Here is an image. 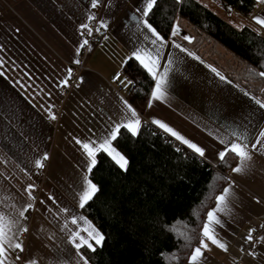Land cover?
<instances>
[{
  "label": "crops",
  "instance_id": "0c3cea01",
  "mask_svg": "<svg viewBox=\"0 0 264 264\" xmlns=\"http://www.w3.org/2000/svg\"><path fill=\"white\" fill-rule=\"evenodd\" d=\"M145 6L146 0H98L95 7L92 0H0V216L11 229L0 257L4 264H85L80 249L103 241L95 243L90 233L102 234L80 206L91 164L82 144L98 146L108 139L120 153L111 134L135 119L140 121L137 132L145 120L163 132L153 121L165 123L204 155L166 134L214 166L224 159L221 152L235 157L218 195L225 197L220 210L216 201L210 211L220 223H210L208 216L205 221L226 250L203 235L208 247L199 246L203 255L196 264H264V232L255 253L243 247L251 226L264 216L263 103L194 56L181 42L188 40L181 38L180 27L169 40L155 30L163 38L157 40L145 24L150 25ZM253 13L250 18L264 34V26L256 22L264 19L262 0ZM93 17L105 37L64 99L60 88L77 69ZM134 53L156 60L152 93L161 82L162 95L155 99L151 94L144 115L129 102L128 92L112 84L130 58L137 60ZM53 105L62 108L58 120L52 118ZM233 144L245 147L251 158L242 162L230 150ZM38 160L48 161L46 173ZM237 167L242 171H233ZM37 189L36 202L32 192Z\"/></svg>",
  "mask_w": 264,
  "mask_h": 264
},
{
  "label": "trees",
  "instance_id": "16d2710c",
  "mask_svg": "<svg viewBox=\"0 0 264 264\" xmlns=\"http://www.w3.org/2000/svg\"><path fill=\"white\" fill-rule=\"evenodd\" d=\"M221 1L244 18L257 6V0ZM147 21L168 40L177 26L189 27L192 40L181 42L194 56L264 104V35L258 27L245 20L236 25L200 0H156ZM219 48L231 56L226 64L213 57ZM124 73L133 82L128 100L144 115L155 79L134 58ZM113 145L128 163L121 168L107 152L96 153L89 179L98 190L82 212L103 243L83 247L81 254L90 264H188L235 157L228 153L214 166L146 120L136 135L120 129Z\"/></svg>",
  "mask_w": 264,
  "mask_h": 264
},
{
  "label": "snow or ice",
  "instance_id": "6c2138e0",
  "mask_svg": "<svg viewBox=\"0 0 264 264\" xmlns=\"http://www.w3.org/2000/svg\"><path fill=\"white\" fill-rule=\"evenodd\" d=\"M98 0H92V6L95 7L97 4ZM262 2H264V0H262ZM156 3V0H146V6L144 9V15L147 16L148 12L152 9L153 5ZM256 22L258 24H260L261 26H264V19H260V18H256ZM146 26L149 28L150 31H152L153 35L156 36L157 40H162L163 38L159 36L158 33H156L155 29H153L151 27V25H147V22L145 21ZM178 32V28L173 30V35H176ZM185 39H187V37H185ZM85 43H87V41H85ZM153 43H156V41L154 40ZM176 47H179V45H176ZM135 58L140 61V63L149 71V73H151L153 75V77H155L156 73L153 71V69L156 67V60H154L150 55H146L142 56L140 53H134ZM147 60V62H146ZM77 63H79V61H76ZM260 76H264V72L259 73ZM162 95L161 92V82H157L156 84V88L152 93L153 98L155 99H159L160 96ZM257 103H260V101H257ZM151 106V101L149 102V107ZM262 107H264V104L261 105ZM129 110L131 112V115L133 117H136V112L134 109H131V106H128ZM53 119L55 118L54 116L52 117ZM153 123H156L160 128H162L165 132L169 133L170 135L174 136L177 140L181 141L183 144H186L189 148H191L194 152L198 153L200 156L204 155V150L197 146L196 144L192 143L191 141L187 140L186 138H184L182 135H180L178 132H176L175 130H173L172 128H170L168 125H166L163 122L160 121H153ZM140 121L138 119H135L131 122H129L128 124H125L124 127L128 128V130L133 134L136 135L137 133V129L139 127ZM120 126L118 125L116 127V129L112 132L111 134V139H115L116 138V134L119 132ZM261 136H264V132H261L260 134ZM77 143H81L80 141H77ZM83 149L85 150V152L87 153V156L91 158V164L89 166V171H91V167L95 165L96 160H95V155L97 151H105L107 152L110 156H112V158L116 161L117 164H119V166L121 168H126L128 161L126 160L125 157H123L120 153L116 152L115 149H113L111 147V143L110 140L105 139L101 144H99L98 146H94L93 144L90 143H83L82 144ZM232 152H234L238 157L241 158V161H246L248 159H250V155L249 153L245 150V147H242L239 144H233L231 146L230 149ZM225 153L221 152L220 153V158L223 159L224 158ZM44 159H47V156L45 155ZM37 166L41 167L42 163L41 161H37ZM233 171L235 172H240L242 171L241 167H237L235 169H233ZM97 187L96 185L92 184L91 181H88V185H87V189L85 191H83V193L80 195V206L83 207L84 204L90 200L93 195L96 193L97 191ZM228 192V189H225V193ZM225 199V197L222 195L220 197H217V201H218V210L219 209V203L223 202ZM29 207H31V205H29ZM27 209H24L22 211H20V216L24 215V211H26ZM208 220L209 222H215V223H220V221L218 219H216L214 212H209L208 213ZM73 223H75V221H73ZM11 229L7 227V225L4 222V217L0 216V257H3L5 254V244L8 242L9 237L7 235V232L10 231ZM27 229H25L26 231ZM90 235H93V239H95V243L96 244H100L103 241V236L100 235L99 233L95 232V230H93L92 233H90ZM203 235L204 237H206L208 240H210L212 242V244L217 245L218 247H220L221 249H225L226 250V246L221 243L219 240L216 239L214 233L212 232V230L209 227V224L206 223L204 225V229H203ZM251 237L249 236V239ZM84 243H87V241H84ZM77 247H80V245H77ZM89 248H92L91 244H88ZM201 247L203 248H207L208 245L204 243V241H201ZM15 248L20 249L21 251H23V248L21 246L20 243H16L15 244ZM94 250V249H93ZM203 253L201 251V248H196L193 252V255L191 256V262L192 264H196V262L202 257ZM17 259H19V257H17ZM0 264H4L3 260H0ZM85 264H87V261H85Z\"/></svg>",
  "mask_w": 264,
  "mask_h": 264
},
{
  "label": "built area",
  "instance_id": "2783aa9c",
  "mask_svg": "<svg viewBox=\"0 0 264 264\" xmlns=\"http://www.w3.org/2000/svg\"><path fill=\"white\" fill-rule=\"evenodd\" d=\"M252 16H254V13ZM104 37H105V31L100 26L98 18L93 17L89 21V33L85 40L87 41V43L84 42L82 46L81 59L78 63L77 69L74 70V72L71 74L70 79L66 83H64L60 88L61 94L64 99L67 98L72 93V91L77 87L81 74L86 69L85 64L89 54L91 53L92 49L95 46L99 45L103 41ZM112 84L117 88L119 92L122 93L128 92V90L133 86V82L124 73L116 74V76H114V78L112 79ZM50 111L57 120L60 118L62 114V108L57 105L51 106ZM47 169H48V161H45L42 163V166L40 167V171L46 173ZM32 196L33 199L37 202L40 197V190L38 189L34 190L32 192ZM34 210L35 209H33L32 211L34 212ZM263 232H264V216L251 226L250 234L248 235L246 241H244L243 243V247L247 253L252 254L256 252ZM249 236L251 237L250 239Z\"/></svg>",
  "mask_w": 264,
  "mask_h": 264
},
{
  "label": "rangeland",
  "instance_id": "374dc122",
  "mask_svg": "<svg viewBox=\"0 0 264 264\" xmlns=\"http://www.w3.org/2000/svg\"><path fill=\"white\" fill-rule=\"evenodd\" d=\"M200 1L236 25H241L243 23V21L245 20L248 23H251L254 26H256L254 23V19L250 18V17H252V15L247 17V18H244L240 15V13H237V11H233V9H228L227 7L223 6L221 1H219V0H200ZM179 27L181 29V34H182L181 38H183V40L191 41L193 37L189 32V27H187L186 25H182ZM261 33L263 34V31H261ZM185 37H187V39H185ZM219 53H220V55H215L213 57L218 59L222 64H226L227 60L231 59V56L229 54L226 55L225 51L222 50L221 48H219ZM39 199H40V197H39ZM31 214H32V212H31ZM26 238H27V236H26Z\"/></svg>",
  "mask_w": 264,
  "mask_h": 264
}]
</instances>
